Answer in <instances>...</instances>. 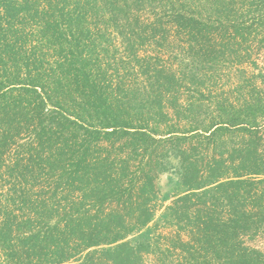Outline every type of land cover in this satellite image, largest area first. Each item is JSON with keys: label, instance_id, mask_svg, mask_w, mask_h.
<instances>
[{"label": "trees", "instance_id": "obj_1", "mask_svg": "<svg viewBox=\"0 0 264 264\" xmlns=\"http://www.w3.org/2000/svg\"><path fill=\"white\" fill-rule=\"evenodd\" d=\"M149 1L0 0V158L13 136L11 130L16 134L21 130L14 123L16 117L32 123L47 105L62 107L72 85L81 97L74 118L66 116L70 136L60 139L61 145L53 147L54 130L65 123L57 122L53 128L39 120L34 128L40 148L31 147L26 163L16 162L6 170L9 179L0 185L5 191L4 200L0 199L4 264H144V256L153 253L152 243H132L127 238L154 218L159 163L152 153L157 147L152 145L161 139L143 126L134 127V122H142V105L136 117L131 115L100 92L91 77L100 53L110 48L104 35L105 44L93 37L91 21L102 13L121 35L132 27L133 39L126 35L125 39H130L126 43L140 74L148 80L162 79L159 86L172 91V76L147 60L143 63L146 55L137 53L147 42L162 47L166 40L167 29L159 16L146 24L136 13ZM155 1L162 9H171L173 23L192 38L202 32L203 23L186 10V0ZM254 1L259 3L251 0L250 5ZM229 2H217L222 12L229 10ZM28 24L36 28L38 38L31 53L25 34ZM48 56L57 59L55 65ZM9 86L17 92L9 94ZM251 107L260 112L261 100ZM87 111L89 119L84 116ZM88 120L91 123L85 125ZM241 124L221 121L200 133L211 139L219 130L238 126L251 139L241 150H218L216 143L209 142L202 173L186 157L194 147L180 152L186 163L184 191L166 207L180 243L172 247L179 249L175 264H264L261 250L243 245L264 228V155L252 140L258 142L263 136ZM100 141L107 144H91ZM40 152L46 153L38 159ZM140 154L141 161L147 158L146 166L132 169ZM165 169L163 165L159 170ZM27 177L41 181L33 183Z\"/></svg>", "mask_w": 264, "mask_h": 264}, {"label": "rangeland", "instance_id": "obj_2", "mask_svg": "<svg viewBox=\"0 0 264 264\" xmlns=\"http://www.w3.org/2000/svg\"><path fill=\"white\" fill-rule=\"evenodd\" d=\"M217 2L223 0H186V10L203 23V30L197 34V38H192L185 28H179L173 23L172 10L162 9L158 1L151 0L136 12H140V22L146 24H151L159 16L167 29L162 47L147 42L142 48H137V53L146 55L143 63L147 60L153 67L156 65L166 75L172 76V91H166L163 86H159L162 79L158 80V83L140 74L138 64L134 62L126 43L130 39H125V35L133 39L134 34L130 32L132 27L125 35H121L108 25L107 17L102 13L91 21L93 37L98 41L103 39V44L107 43L104 40L106 38L110 44L109 50L100 53V62L95 63L93 67V81L97 82L100 92L109 96L110 100L119 102L135 117L142 105V122H134V127L143 126L156 138L161 139L152 145L157 147L152 153L159 163L155 169L158 173V199L155 202L154 218L146 227L127 238L132 243L153 244V253L144 256V264H175L179 259V249L172 248L180 245L177 243L178 233L167 219L166 207L184 191L182 173L186 163H183L180 154L182 149L194 147L190 149L191 152L186 153V157L188 156V161H194L202 173L209 159L205 154L209 142L211 145L216 143L218 150L234 147L241 150L247 147L251 139L247 132L237 128L238 126L219 130L217 136L211 139L202 136L205 133L200 135L213 124L231 120L241 122V125H247L255 129L254 131H260L259 136H263V139H258V142L256 138L252 140L257 144L260 155H264V1L259 0L258 4L254 1V4L250 5L251 0H228L229 10L226 13L222 12V6H218ZM130 10L133 11V8ZM129 15L135 17L132 12H129ZM35 29L32 24L26 26L29 53L32 52L31 46L38 43V38L34 36ZM103 54L106 56H102ZM147 55H151L149 60ZM48 58L51 64H56L57 59L54 56ZM150 70L151 75H154L152 69ZM17 89L9 86L6 91L11 94L16 93ZM75 89V85H72L70 93H66L67 102L64 104L63 101L62 105L67 109H63V106L47 105L40 118L38 114L37 119L32 122L33 125L26 121L27 118L20 120L21 117L18 116L20 118L14 119L16 125L20 124L21 130L18 134L11 130L10 135L13 136L9 138L0 158V185L9 179L6 170L12 168L16 162L26 163L31 147L40 148L34 128L39 120H43L47 127L53 125V128L57 122L65 123L58 130H54V148L61 145L60 139L70 136V124L66 121V116L74 118L72 114L80 110L81 102L80 94ZM257 99L261 100L263 106L260 112L251 107V103ZM134 105H137V109ZM84 116L89 119V111L85 112ZM89 123L91 122L88 120L85 125ZM169 131L173 132L167 135ZM0 133L3 132L0 130ZM122 141L124 140L120 143ZM69 142H72V139ZM91 144L101 147L107 143L100 141ZM151 149L153 148L150 147L149 151ZM45 153L40 152L36 158L39 159ZM141 158L142 154L132 162V169H138L140 165L146 166L147 158L144 161H141ZM163 165L166 169L160 171ZM27 178L33 183L41 181L40 178ZM4 198L5 191L0 187L1 201ZM180 235L186 239L183 233ZM243 245L264 253V228L259 235L248 239ZM0 264H4L1 250Z\"/></svg>", "mask_w": 264, "mask_h": 264}]
</instances>
